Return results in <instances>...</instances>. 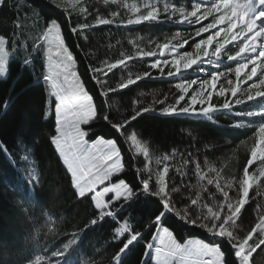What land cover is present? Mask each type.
Segmentation results:
<instances>
[{"label":"snow or ice","instance_id":"snow-or-ice-1","mask_svg":"<svg viewBox=\"0 0 264 264\" xmlns=\"http://www.w3.org/2000/svg\"><path fill=\"white\" fill-rule=\"evenodd\" d=\"M62 3L70 21L73 15L77 18L71 24L77 38L86 30L101 26L121 30L129 26L170 24L193 26L194 31L191 43L178 29L162 40L158 37L155 42L150 41L155 43L154 50H145L130 39L135 51H125L118 41L117 53L111 58L102 60L98 66L90 64V79L96 88L89 89L74 67L77 61L65 42L64 25L50 18L41 28L37 14L31 18L34 27L30 29L28 15L21 11L25 5L19 0H13L11 5L10 0H0V9L11 6L18 17L12 21L11 29L0 33V78L7 79L10 60L20 57L22 49L31 57L21 60L24 70L35 63L33 52L46 53V71L38 74L35 82L29 81L25 89L42 88L41 119L52 125L49 142L64 166L74 198L92 209L83 228L77 226L70 232H61L56 217L49 214L43 227L33 225L27 231L23 245L0 242V264H80V239L88 228L109 221L112 256L108 264H125L137 246H142L137 264H251L253 253L264 246V206L257 204L255 222L244 234L238 221L250 201V190L264 178V0H147L131 4L127 0H103L105 6L116 5L126 10L129 13L126 19L118 10L101 13L97 9L93 15L83 0H62ZM29 31L34 39L29 37ZM13 51L15 55L10 57ZM146 57H155L148 63L149 69L156 70L161 77L180 80L174 85L179 94L173 103H166V97L147 101L137 98L121 111L113 96L126 95L123 90L130 91V86L138 81L153 77L151 71L133 73L129 63ZM225 60L234 61V66L200 80L187 75L193 66H200L199 71L205 72L204 65L219 68ZM117 69L121 73L118 80ZM233 74L234 80L229 78ZM222 78L227 86L220 84ZM25 89L16 93L14 85L11 92L16 95L0 100V109L7 112ZM214 96L224 99L213 103ZM249 102L256 105L239 107ZM224 110L234 115L230 127L237 131L252 129L247 140L241 141L247 148V157L239 174L234 176L224 175L223 168L207 159L202 162L199 148L197 154L191 146L184 151L176 147L161 151L151 134L140 127L149 113L196 116L218 123L216 113ZM26 125L23 122L18 133L15 153L0 142V153L13 161H20L21 151H27V147L21 146H30L31 129ZM97 127L106 129L109 136L96 133ZM150 150L158 153L155 168L140 163L141 159H150ZM177 157L180 167L175 172L180 180L170 175ZM254 164L257 167L250 171ZM133 167L135 182L123 175ZM192 176L196 184L191 183ZM24 184L30 186L29 197L38 205L34 198L38 186L42 187L40 173L35 169L25 171ZM141 196L155 198L154 214L144 216L135 211ZM12 207L21 223L32 218L24 204L17 202ZM170 217L201 230L212 241L195 238L181 242L167 226ZM49 236L62 238L49 249Z\"/></svg>","mask_w":264,"mask_h":264},{"label":"trees","instance_id":"trees-1","mask_svg":"<svg viewBox=\"0 0 264 264\" xmlns=\"http://www.w3.org/2000/svg\"><path fill=\"white\" fill-rule=\"evenodd\" d=\"M12 2L13 0H10V5ZM19 2L25 5L21 11L27 13L30 29L34 27L31 24V18L37 16V14L41 28L44 26L45 20L50 18L57 19L64 25L65 42L77 61L74 67L78 70L89 89L96 88L94 80L90 79L92 75L88 70L90 64L98 66L102 60L111 58L114 53H117L118 41L122 42L125 51H135L129 43L130 39H135L137 45L149 50L153 49V44L155 45L150 41L155 42L158 37L162 40L178 29L185 37L189 38L190 32L193 30L192 27L172 26L170 24L129 26L134 31H130L129 28L117 30L110 26H101L86 30L77 38L71 31V24H74L77 19L75 15L70 21L68 12L48 0H19ZM86 4L92 9L93 15H95L97 9L101 13L110 10L119 11L114 5L105 6L103 3L94 0H87ZM121 14L125 19L127 18L125 13L121 12ZM17 18L15 9L11 6L0 9V33L11 29L12 21ZM79 20L83 23V17H80ZM88 20L91 22L92 16H89ZM28 35L34 39L31 31ZM85 35H87V39L84 38ZM21 52L20 57L10 60V74L7 79L0 78V100L7 98L10 94L15 96L16 93H20L29 81L35 82L37 75L46 71V53L37 55L33 52L32 56L36 57L35 63L24 70L21 60L24 58L31 59V57L23 49ZM9 55L12 57L15 52H10ZM153 59L155 57H146L143 61L134 60L129 62L133 73L151 71L153 77L138 81L137 85L130 86V91L123 90L126 95L113 96V102L121 111H125V106L137 98L147 101L153 98L165 99L166 97V103H173L179 94L174 86L175 83L180 82L178 78L161 77L156 70L148 68V63ZM198 68L196 67L192 72H188V77L198 78V74L194 72ZM115 71L118 80L121 73L119 69ZM17 81L19 83H16ZM14 85L16 93L11 92ZM43 101L42 88L25 89L24 94L15 101L7 112L0 109V142L6 143L14 153L18 146V133L23 122L26 121V126L31 129L29 135L30 146H21L22 149L27 147V151H21L20 161H13L12 158L0 153V242L7 240L9 245L15 243L23 245V236L27 234V231L32 230L33 225L43 227L49 219V214L56 217V224L61 232H70L77 226L83 228L90 219L92 211L88 204L78 202L73 196V189L65 176L64 166L48 139L52 125L41 119ZM239 107L247 109L249 104ZM146 117L141 121L140 127L146 133L151 134L161 151L170 150L172 147L184 151L191 146L193 153L197 154L196 149L199 148L198 156L201 161L207 159L215 166L223 168L226 176L239 174L241 166L246 161L247 148L241 141L247 140L252 129L237 131L230 127L234 121V115L226 110L216 113L218 123L189 115L162 116L159 113H149L146 114ZM96 133H103L105 137L109 136V132L101 127L96 128ZM33 140L34 144L31 143ZM248 143L250 144L251 141H248ZM157 155L158 153H152L150 150V159L146 161L141 159L140 163H147L155 168ZM179 159L177 157V160L173 162V171H170V175H175L177 180L181 179L175 172V169L180 167ZM255 167L256 164L253 165L250 171ZM33 169L40 173L42 180V187L38 186L34 198L35 201H38V205L29 197L28 188L30 186L24 184L25 171L31 172ZM134 174V167L126 169L123 173L127 180L135 182ZM184 180H188V177H184ZM191 183H197L194 176L191 177ZM249 197L250 201L242 212V219L238 221L242 229L241 234H244L255 222L257 204L264 206V193L258 195L256 190L252 188ZM154 200L155 198L141 196L140 200L137 201L135 211L144 216L154 214L156 211ZM17 202L24 204L28 212L33 214L32 218L25 223H21L14 215L12 205ZM167 226L174 231L181 242L195 238H203L211 242L213 239L208 234L175 217L169 218ZM111 227L112 224L109 221L88 228L86 234L80 239L79 248L82 252L80 264H108L112 256V248L109 245ZM61 238L59 236L56 239H52L51 236L47 237L48 240H51L49 249L55 247ZM141 252L142 246L135 247L127 256L125 264H137ZM37 253L42 254L39 249H37ZM251 264H264V246L253 253Z\"/></svg>","mask_w":264,"mask_h":264},{"label":"rangeland","instance_id":"rangeland-1","mask_svg":"<svg viewBox=\"0 0 264 264\" xmlns=\"http://www.w3.org/2000/svg\"><path fill=\"white\" fill-rule=\"evenodd\" d=\"M48 1H50V2H52V3H54L56 6H58V7H61L62 9H64L63 8V3H62V0H48ZM86 1L87 0H83V2L84 3H86ZM94 1H97V2H100V3H103V0H94ZM128 3H144V2H147V0H129V1H127ZM104 4V3H103ZM116 8H117V6L116 5H114ZM117 9H119V11H121V12H123V13H125V15H129V13L126 11V10H124L122 7H120V8H117ZM185 27H192L193 28V26H185ZM193 31H194V28H193V30L190 32V37L189 38H191V36H192V34H193ZM205 36L207 35V34H204ZM196 39H199V38H196ZM189 41H191V39H189ZM229 47L231 48L232 46L231 45H229ZM153 50L155 49V45L153 44ZM46 55V54H45ZM234 64H235V62L233 61V62H228V61H224L223 63H221V65H220V67L219 68H214V67H212V66H209V65H204L203 67L205 68V72H200L199 71V68H198V70L197 71H194V72H196L197 74H198V78H196L197 80H200V79H203V78H206L207 77V75L208 74H210V73H212V72H215V71H225L229 66H234ZM196 67H200V66H193V69H190V70H188V72H192L193 70H194V68H196ZM165 71H167V69H165ZM229 78H231V79H235V77H234V74L232 75V76H230ZM249 83H251V82H249ZM220 84L221 85H224V86H227V84H226V81L222 78L221 79V81H220ZM247 85H245V87H246ZM223 99L224 98H222V97H217V96H214L213 97V103H221L222 101H223ZM255 106L256 105V102H249V106ZM197 107H199V105H197ZM258 163V162H257ZM256 167H257V165H256ZM255 167V168H256ZM254 168V169H255ZM260 185H264V178H261L259 181H258V183L257 184H255L254 186H253V188L256 190V192L258 193H264V187H260Z\"/></svg>","mask_w":264,"mask_h":264}]
</instances>
